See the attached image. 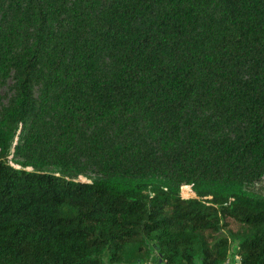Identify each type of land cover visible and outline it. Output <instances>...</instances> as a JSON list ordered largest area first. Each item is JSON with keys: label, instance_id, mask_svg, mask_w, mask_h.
Returning a JSON list of instances; mask_svg holds the SVG:
<instances>
[{"label": "trees", "instance_id": "obj_1", "mask_svg": "<svg viewBox=\"0 0 264 264\" xmlns=\"http://www.w3.org/2000/svg\"><path fill=\"white\" fill-rule=\"evenodd\" d=\"M231 254L264 264V0H0V264Z\"/></svg>", "mask_w": 264, "mask_h": 264}, {"label": "rangeland", "instance_id": "obj_2", "mask_svg": "<svg viewBox=\"0 0 264 264\" xmlns=\"http://www.w3.org/2000/svg\"><path fill=\"white\" fill-rule=\"evenodd\" d=\"M80 179L85 181L88 178L87 177H81ZM180 193H181L182 197H184V198H188V197H193L194 196V192L192 191L190 185H182L181 188H180ZM103 264H127V263L110 262L107 259V256L104 255L103 256ZM133 264H140V263H133ZM147 264H153V261L148 259L147 260ZM157 264H161V262H157Z\"/></svg>", "mask_w": 264, "mask_h": 264}, {"label": "crops", "instance_id": "obj_3", "mask_svg": "<svg viewBox=\"0 0 264 264\" xmlns=\"http://www.w3.org/2000/svg\"><path fill=\"white\" fill-rule=\"evenodd\" d=\"M235 257H236V255H232V254L229 256V258H228L229 264H234L237 262V258H235Z\"/></svg>", "mask_w": 264, "mask_h": 264}, {"label": "built area", "instance_id": "obj_4", "mask_svg": "<svg viewBox=\"0 0 264 264\" xmlns=\"http://www.w3.org/2000/svg\"><path fill=\"white\" fill-rule=\"evenodd\" d=\"M235 258H237V262L236 263H234V264H239V256L238 255H236V257ZM224 264H229V260L227 259L226 261H225V263Z\"/></svg>", "mask_w": 264, "mask_h": 264}]
</instances>
